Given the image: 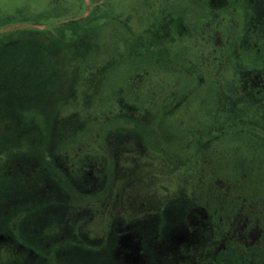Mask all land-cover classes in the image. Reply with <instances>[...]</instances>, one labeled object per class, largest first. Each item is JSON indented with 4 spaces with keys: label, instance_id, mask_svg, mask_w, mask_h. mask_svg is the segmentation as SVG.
I'll use <instances>...</instances> for the list:
<instances>
[{
    "label": "rangeland",
    "instance_id": "rangeland-1",
    "mask_svg": "<svg viewBox=\"0 0 264 264\" xmlns=\"http://www.w3.org/2000/svg\"><path fill=\"white\" fill-rule=\"evenodd\" d=\"M204 1L207 4V0ZM229 1L233 8H228V12L223 14L225 31L229 30L227 22L233 16L235 36L244 29L243 24L248 28L253 23L254 28L251 27L249 32L259 38L254 42L263 40L256 44L259 45L258 51L262 50L264 55V0H217L216 3L219 6ZM193 5L191 0H0V44L13 40L2 38L18 29L26 32L16 33L15 37L25 36L27 40L31 28L39 26L33 21L35 19L44 25L43 22L59 23L83 15L93 36L92 40L86 37V41L93 42L97 37L94 34L101 32L100 39L107 46V52L111 51V45L118 46V62L109 58L107 63V71L115 66L118 75H113L114 78H109L107 83L114 84L116 78H121L129 86L132 78L137 77V83L141 80L139 76L143 77L142 72H147V69L140 70L148 63L151 68L158 69L157 72L170 70L173 65L169 56L174 53H167L168 43L176 45L174 51H185V44H188V48L190 44H197L193 32L178 40V37L173 38L171 29L167 27L168 24L180 27L177 22V25L174 24L176 19L189 26L197 25L196 16H200L202 9ZM166 11L171 13L170 19ZM246 30L243 32L245 35ZM234 46L237 47L232 51L234 57L240 62V57L248 54L243 63L251 69L232 70L228 57L220 53L213 54L212 65H217V68L208 70L218 78L217 84L222 86L221 94L215 88L209 92L204 87L194 92V95L198 93L196 102H186L179 106L180 110L170 109L169 100H173L174 94H169L164 102L153 105L152 116L144 118L148 122L144 128L122 116L145 137L147 144L142 145L146 148L138 151L139 143L132 139L137 153L136 149L120 152L125 157V163L124 166L122 164L124 169H116V179L110 180L106 176L100 192L96 189V193H87L88 196L83 198L77 196L78 192L83 191L79 190L76 183L70 186V192L66 188L63 192L59 191L55 179L62 180V175L58 172V178L51 179L49 169H39L42 164L39 158L30 159L29 162L31 152L28 142L39 137L36 132H30L29 126H23L27 122L23 121L22 114L15 115V110L24 102L20 85H23L24 73H27L24 71L29 69L28 63L33 60L26 52L20 54L18 60L0 59V234L11 233L20 244H24L23 247L45 253L42 261L37 259V253H31L29 261L22 253L5 255L1 249L7 248V243L0 241V264H124V252H116L120 233L112 232V223L109 222L110 214L123 213L130 216L124 219L127 223H120L121 228L128 230V235L139 233L142 245L149 243L153 246V233L156 232L157 245L164 249L174 247L175 251L188 255L199 253L201 259L205 258L201 261L206 263L212 260L210 264H264V232H261V242L246 248L247 238L239 230L230 231L232 223L226 219L238 205H247L250 199L257 197L264 199V148L258 142L259 137L264 136V67L260 65V60L258 64L255 60L250 63L252 55L258 54L255 46L248 49H242L239 44ZM109 56L116 55L107 54L106 57ZM8 61H16L13 64L20 66L19 71L8 69ZM94 73H91L92 76ZM86 89L91 90L81 87L78 91L87 94ZM31 110L40 113L39 107ZM43 115H40L41 123L49 117L45 111ZM240 115L242 117L238 121H231ZM156 117L169 120L167 127L158 129L174 143L169 144L162 140V136H155L158 134L150 120ZM194 119H198V124ZM252 120L256 121L247 124ZM205 126L207 129L194 139L191 150L182 145L180 139L184 134L193 132V128ZM211 130L215 131L211 133ZM254 133L258 136H253ZM245 134L250 137L246 139ZM112 143L106 140L105 146L110 150L113 145L110 153L116 155L119 145ZM156 145L167 147L174 158L183 159L179 160L176 169L151 168V148H155L156 152L159 149ZM196 149L198 152L188 157ZM209 150H212V154ZM182 151L188 152L183 154ZM158 154L163 155L164 152ZM235 158L237 169L236 165H232ZM109 161L111 167L113 159ZM134 164L140 168L126 169L132 168ZM36 166L38 169L32 168ZM107 171L111 169H68L66 173L80 184L97 187L104 174H108ZM247 210L248 205L242 209L243 212ZM190 214L199 220L209 221L192 223L188 217ZM155 217L157 220L154 223ZM154 224L157 230L153 229ZM188 226L195 228L191 230L201 234L203 240L199 242L195 237H187L179 241L178 235H185L183 232ZM227 230L230 231L227 233L230 241L226 243L229 246L215 254V246L221 242L218 232ZM186 246L189 250L185 249ZM234 246H242L245 251H236ZM193 248L194 252L190 253ZM257 249L260 251L254 253ZM146 255L149 264H159L155 262L152 250Z\"/></svg>",
    "mask_w": 264,
    "mask_h": 264
},
{
    "label": "trees",
    "instance_id": "trees-1",
    "mask_svg": "<svg viewBox=\"0 0 264 264\" xmlns=\"http://www.w3.org/2000/svg\"><path fill=\"white\" fill-rule=\"evenodd\" d=\"M191 1L196 7L202 9L200 16H196L198 29L197 25L189 26L179 19H176L174 24L180 27L176 28L171 24L167 27L171 29L173 38L178 37V40L193 32L192 35H196L194 42L197 44H190L189 48L188 44H185V51H174L176 45L168 43L167 53H174L169 56L173 65L170 70L157 72L158 69L151 68L148 63L140 70L147 69V72H142L143 77L139 76L141 80L137 83V77H134L129 86L124 84L121 78H116L114 84L107 83L109 78L118 75L114 69L115 66H111L107 71L109 58L118 62L116 60L120 56V52L116 51L118 46L111 45L112 52H107V46L100 39L101 32L94 34L97 37L93 42L86 41V37L92 40L93 36L83 15L59 23L43 22L44 25H40L39 20L35 19L33 21L39 26H34L31 31L29 30L27 40L25 36L15 37L16 33L26 32H21V29L14 30L2 38V40L13 38V40L5 41L3 45H1L3 42L0 44L2 61L18 60L23 52L28 53L30 59L33 60L28 63V71H24L27 73L23 72L25 74L24 86L20 85L22 87L20 93L24 95V102L19 106L20 108L15 110V115L22 114L23 121L27 122V125L25 123L23 126H29L30 132H36L39 137L38 140L28 142V150L31 152H29V162L30 159L39 158L43 164L39 166V169L42 167L49 169L51 179L58 178L59 172V175L63 177L62 180L55 179L59 191L63 192L66 188L70 192V186L76 183L79 190L83 191L78 192L77 196L83 198L88 196L87 193H96V189L100 192L101 183L105 181L106 176L110 177V180L116 179L115 161L119 151L116 155H111L110 150L113 145L110 150L106 149V140H111L115 145L118 144L120 150L121 146L124 147V141L129 143L132 139L142 138L133 124L123 119L124 115L144 128L148 123L144 121V118L152 116L150 114H153V105L164 102L169 94H174L172 95L173 100H169L171 110L179 109V106L185 105L186 102H196L198 93L194 95V92L201 91L204 87L209 92L215 88L221 94L222 86L220 83L218 86V78L208 70L217 68V65H212L213 54L220 53L219 55L224 54V57H228L232 70L233 68L249 70L251 67L245 66L243 62H239L234 57L232 51L237 47L233 45L239 44L242 49L255 46L258 54L254 57L251 53L249 55H252L255 61L260 60V65L264 67L262 50L258 51L259 45L254 42L258 38L255 35L254 38H249L247 27L244 24V29L239 32L238 36L234 35L235 23L227 22L229 30L225 31V28H222L221 32L217 14L213 10L204 8V0ZM220 7L227 9L230 5L225 4ZM167 12L166 15L170 19L171 13ZM226 12L225 10L224 13ZM156 20L160 19L156 18ZM245 30L246 35L243 34ZM165 31L168 33L167 29ZM261 42L263 40H259L258 43ZM229 46L233 48L230 49ZM106 53L116 56L107 58ZM13 62L8 61V69L12 68V72L19 71L20 66L14 65ZM92 72H95L94 76ZM156 74L161 76H156ZM81 87L91 88V90L86 89L87 94H82L78 91ZM118 96L122 98L119 99ZM34 107H39L40 113H34L31 110ZM44 111L49 117L45 119L46 122L41 123L40 115H43ZM192 130L193 132H187L183 137H192L200 129L193 128ZM151 149L153 150V147ZM111 158L114 160L111 161L112 165L109 167ZM32 168L38 169L37 166ZM68 169H111V171H107L110 175L104 174L103 180L96 187L95 185L86 186L76 182L73 178L70 179L66 173Z\"/></svg>",
    "mask_w": 264,
    "mask_h": 264
},
{
    "label": "flooded vegetation",
    "instance_id": "flooded-vegetation-1",
    "mask_svg": "<svg viewBox=\"0 0 264 264\" xmlns=\"http://www.w3.org/2000/svg\"><path fill=\"white\" fill-rule=\"evenodd\" d=\"M196 1H198V0H196ZM205 2L206 1H204V5H205L204 8H207L208 10H213L217 14V22L219 24H221L220 31L222 32V28L224 29L223 24H225L224 23L225 22V16L223 14H224V11L225 10L227 11L228 8L227 9L223 8V7L221 8L220 7L221 5L218 6L217 5L218 3H216L217 0L216 1L215 0H207V4ZM211 3H212V5H211ZM225 4L230 5L229 8H233V5H231L230 1L228 3H225ZM234 8L238 9L237 5H234ZM241 11H242V9H241ZM234 21H235L234 16L230 20H228L229 23H233ZM253 25L254 24L251 23L250 26L247 28V32H248L247 34L249 35V38L251 37V35H252L251 38H254V34L249 32V29L251 27H253ZM220 31H219V33L221 34ZM256 43H258V42H256ZM244 55L245 54H243V57H240L241 63L243 62L244 57H248V55H245V56ZM253 57L251 58L250 63L253 62ZM263 57H264V55H263ZM262 62H264V61L262 60ZM246 63H248V62H246ZM256 63H258V61H256ZM241 117H242V115L238 116L235 119H231V121L236 122ZM168 121H169L168 119L156 118V119H153L152 122H153V129L155 130V133L158 134V136L157 135H155V136L159 137V138H160V136H162L163 137L162 140H164L170 144L171 142H173L172 139L171 140L168 139L167 138L168 136L166 134L160 132L158 129V127L161 128L162 126L167 127ZM193 121H195L196 124H198V119H194ZM254 121H256V120H254ZM254 121L252 120L251 123H247V124H252ZM219 125H223V123H220ZM225 125L231 126L232 123H225ZM197 129H200V128H197ZM206 129H207V127H205L203 130L202 129H200L199 131L197 130L196 133L192 137H188V138L183 137L182 139H180V141H182L181 142L182 145L188 146L189 149L191 150L193 148V143L195 141L194 139H196V137L198 135L203 134V132ZM212 131H215V130H211V133H212ZM253 136H258V135L254 133ZM249 137H250V135L245 134L246 139H248ZM180 141H177V142L180 143ZM137 142L139 143V145L137 143L138 148H139L138 151H140V150L143 151V149H145L146 147L142 144L143 143L147 144L145 137L144 136H142V138L140 137L139 139H137ZM258 142L264 148V136L263 135H261L259 137ZM156 146H158V145H156ZM164 148L159 147V149L158 148L156 149V152L154 150L155 148H153V153L151 154V156L153 158L150 159L152 161V165H153V167H151L152 169H176L177 168L176 166H177L179 160H183V159L174 158L172 156L173 154L171 155L170 152L167 150L168 148L167 147H164ZM196 148H197V146H196ZM133 149H136L135 144H133L131 142L127 143L124 141V147H122V146L120 147V150L118 152L119 155L116 156V161H115L116 169H124V168H122V164L124 166L125 157L123 155H121L120 152L123 150L130 152ZM161 150L164 152L163 155L158 154V153L162 152ZM145 152H147V151H145ZM182 152H183V154H187L188 151L187 152L182 151ZM197 152H198V150L191 152V154L188 157H192L193 153H197ZM208 152L210 154H212V150H209ZM136 153H137V150H136ZM171 153H173V152H171ZM236 163H237V158H235L232 165L235 166ZM135 167L140 168L137 164H134V166L132 168H126V169H135ZM237 167H238V165L235 166L236 169H237ZM147 169H150V168H147ZM118 177L120 178V176H118ZM247 205H248L249 210H247L246 212H243L242 211L243 207L247 206ZM247 205L242 204L241 207H240V205H238L236 207L235 212L231 213V215L228 214L226 216L227 217L226 219L230 220L232 223L231 227H230V231L239 230L240 234L243 237L247 238V240H248V244H246V245H248V247H246V248H250L249 246H252L255 243L261 242L260 241L261 232L262 231L264 232V199L261 197L250 199V201L247 203ZM239 211L241 212V214H238ZM236 214H238V215H236ZM129 216L130 215H128L126 213L125 214L124 213L119 214V215H115V214L109 215V222L112 223V225H111L112 232L120 233L119 241H118V244L116 247V252L119 254L124 252V256L126 258V259L125 258L123 259L124 264H149V260H148V257L146 254L150 253L151 250L153 251V258L155 257V262L158 261L159 264H163V263L164 264H189V260L191 261L190 262L191 264H195V263H197V261H198V264H210L211 262H213L212 260H210L207 263L205 261H201L203 259L205 260V258L201 259V256H199V253H194V254L188 255V253H186V252L175 251L174 247H168V248L164 249L161 245H157L155 243L156 236H157L156 232L153 233V244H152L153 246L149 245V243L142 245L143 242L141 241V238H140L141 235L139 233L135 232L133 235H128V230H124L121 228L122 226H120V223H122V222L127 223V221H124V219H125V217H129ZM205 216L206 215H204V217ZM188 217H189L190 222H192V223H195V222L200 223V222L209 221V220H199L195 217L194 214H190ZM237 218H240V219H237ZM111 219H112V221H111ZM156 220H157V218L155 217L154 223L156 222ZM243 225H244V229H243ZM155 226L156 225L154 224L153 229L157 230ZM188 227L183 232V233H186L185 235H182V236L178 235L179 241L182 242L187 237H190V238L195 237L198 239L199 242L201 240H203V238H201V234L193 233V231L191 230V229L195 230V228H192L190 226H188ZM240 228H242V229H240ZM230 231L228 232V230H227V232L226 231L218 232L219 236L221 237V242L219 243V245L217 244L215 246V251H214L215 254H217L221 249L229 246L226 243L228 241H230V239H228L229 236L227 235V233H230ZM198 232H200V231H198ZM201 233H203V232H201ZM203 234H205V233H203ZM0 236H1L0 241L2 243H7V246H6L7 248L1 249V247H0L1 251H3V253L5 255L8 253H10L11 255L22 253L23 255L26 256V258L29 261L30 258H28V256L31 253H37L33 249H27V248L23 247L24 244H20L18 241V238L11 235V233H7L6 235L0 234ZM231 239H233V238H231ZM263 240L264 239L262 238V241ZM234 241H239V240H234ZM262 247L264 250V244ZM262 247H260V248L262 249ZM185 249L189 250V247L186 246ZM234 249H237L236 251H238V250L239 251H245V249L242 246H234ZM259 251L260 250L257 249V251H255L254 253H258ZM192 252H194V248L192 249V251H190V253H192ZM174 253H177V256H174ZM37 254H38V255H36L37 259L42 261L45 258L44 252L40 251ZM203 254H204V252H203ZM263 257H264V255H263ZM153 261H154V259H153ZM24 263H26V262H24ZM261 264H263V263H261Z\"/></svg>",
    "mask_w": 264,
    "mask_h": 264
}]
</instances>
